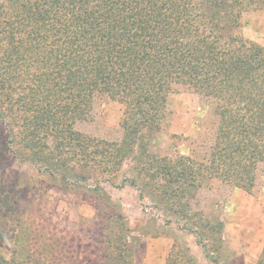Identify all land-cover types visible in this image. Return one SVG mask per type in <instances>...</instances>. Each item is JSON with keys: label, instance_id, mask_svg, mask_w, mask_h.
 <instances>
[{"label": "trees", "instance_id": "1", "mask_svg": "<svg viewBox=\"0 0 264 264\" xmlns=\"http://www.w3.org/2000/svg\"><path fill=\"white\" fill-rule=\"evenodd\" d=\"M263 9L264 0H0V156L111 208L106 185L131 186L221 264L225 224L198 200L215 183L251 193L264 177V45L243 35L244 14ZM184 90L212 106L214 133L204 154H158L151 144L170 95ZM102 97L124 106L120 140L77 128ZM8 180L1 176L0 264H49L55 245L21 248L20 194ZM102 223L97 258L133 264L126 218L104 213ZM3 240L14 244L10 257ZM164 264L202 263L177 242Z\"/></svg>", "mask_w": 264, "mask_h": 264}, {"label": "rangeland", "instance_id": "2", "mask_svg": "<svg viewBox=\"0 0 264 264\" xmlns=\"http://www.w3.org/2000/svg\"><path fill=\"white\" fill-rule=\"evenodd\" d=\"M243 20L245 38L264 45V9L246 12ZM168 109L167 125L157 134L151 149L169 156L204 154L215 130L212 106L194 91L184 90L170 95ZM123 110L120 102L99 98L91 117L78 122L77 128L101 138L120 140ZM202 141L205 144L199 148L197 144ZM11 156H0V179L6 174L8 182L19 191L20 223L15 232L22 238L25 253L55 245V255H47L49 264H105L96 253L103 229L102 216L117 212L126 218L136 237L133 264H164L177 242L187 243L202 264H210L196 237L177 230L175 225L165 226L156 218L158 211L150 207L149 200L140 199L135 188L106 185L110 201L116 204L111 208L93 193L68 189L49 178L38 177L32 166ZM198 202L200 208L225 224L221 264H256L264 247V177L251 193L215 183L200 193ZM149 219L155 220L156 225L147 222ZM1 247L8 257L13 254L14 244L10 240H3ZM29 264H35V259Z\"/></svg>", "mask_w": 264, "mask_h": 264}]
</instances>
